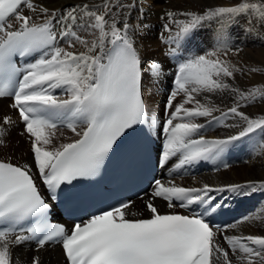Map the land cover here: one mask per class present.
Wrapping results in <instances>:
<instances>
[{
  "label": "snow or ice",
  "instance_id": "snow-or-ice-1",
  "mask_svg": "<svg viewBox=\"0 0 264 264\" xmlns=\"http://www.w3.org/2000/svg\"><path fill=\"white\" fill-rule=\"evenodd\" d=\"M134 6L102 0L99 6L77 4L61 14L34 0H0V98L12 99L33 161L30 166L0 160V264H19L11 249L30 240H35L37 250L59 243L66 264H264V235H228L227 226L211 223L225 206L223 196L218 200L217 195L249 197L264 192V181L185 187L154 179L151 192L145 193L150 197L144 201L147 215L130 211L128 200L74 223L71 229L49 222L65 187L98 176L116 148L136 132L149 139L152 130L161 129L164 141L157 149L161 168L174 157L176 169L215 160L235 142L257 132L261 134L258 154L264 155V114L251 117L240 111L241 101H264V87L242 91L228 82L243 71L218 54L224 49L227 55L229 38L217 33L212 51L183 55L205 21L231 25L251 15L264 25V0H238L202 14L179 13L187 20H176L173 11L165 13L176 24L174 34L169 24L164 25L170 34L165 43L171 45L165 55L178 65L162 124L155 115L149 116L143 94L145 76L159 78L162 63L145 61L131 25L117 19L123 9ZM25 9L32 15H24ZM59 22L62 30L56 32ZM58 40L66 46H58ZM77 46L83 51H75ZM224 92L233 94L236 103L221 117L238 118L237 124L225 126L240 130L226 138L207 139L199 135L205 124L197 121L219 122L214 113L221 110L208 94ZM12 124L11 116L0 119V145ZM61 128L75 138L64 137L63 132L57 135ZM135 153L136 144L130 141L125 149L130 163ZM157 198L166 202L167 209L178 205L185 214L160 212L154 203ZM30 264H41L39 256L32 257Z\"/></svg>",
  "mask_w": 264,
  "mask_h": 264
},
{
  "label": "bare ground",
  "instance_id": "bare-ground-1",
  "mask_svg": "<svg viewBox=\"0 0 264 264\" xmlns=\"http://www.w3.org/2000/svg\"><path fill=\"white\" fill-rule=\"evenodd\" d=\"M237 1L112 0L113 4L123 3L125 5H135L131 9H123L117 16V19L121 22L126 21L131 25L130 33H135L133 38L145 61L150 62L156 59L162 63L163 72L159 78L153 79L147 75L145 76V93L148 99V109L159 121H161L166 112L164 105L170 95L169 89L173 88L172 85L170 88V81L173 74L171 69L173 60L165 55L171 47V45L167 47L165 43L169 39L170 34L165 30L164 25L169 24L172 28V34H174L176 24L168 20L165 17V13L167 11H173L177 13L176 20H187L188 17L179 15V13L191 11L202 14L209 8L233 4L237 3ZM34 2L63 14L77 4L87 3L89 5L99 6L102 0H34ZM24 15H32V13L25 9ZM221 25L222 22L219 21H205L202 28L197 30L196 34L185 46L187 50L183 51V55H202L208 51H212L215 43L213 38L217 33L223 32L230 40V50H227V55H224V49H221L218 54L221 59H227L243 69V71L235 73V79L229 80L228 82L242 91H248L254 87H263L264 73L262 72L263 70H260L261 65H254V69H257V71L252 76H249L245 74L247 71L245 64L247 61H251V57L248 54L251 48L260 51L264 47V25H261L251 15L241 17L234 24ZM61 30L62 22L56 23L55 31L60 32ZM80 34L88 35L85 32H81ZM88 38L91 39L90 36ZM58 43V46L60 44H62V47L66 46L64 41L58 40ZM235 48H239L240 51L237 53L231 50ZM75 51H83V48L77 46ZM257 60L259 59H254L252 62L258 64L259 61ZM57 92L63 95L61 90H57ZM208 95L211 103L218 106L221 110L220 112L214 113V116L219 118V122L212 121L209 123V120L199 118L197 122L205 124V128L201 130L199 135H203L207 139L226 138L230 135H235L240 130L239 127H226L225 125L237 124L238 118L225 120L221 117V113L236 103V97L229 92ZM198 98L202 102L207 103V101H204L203 96ZM181 99L182 96L177 97V101ZM177 101H174V104ZM188 106L191 107V105ZM240 111L245 112L251 117L260 116L264 114V101H257L255 103L241 101ZM5 115L11 116L13 120V124L8 127L7 134L15 133L17 129L23 131L16 111L11 108V100L8 98H0V119ZM157 128L159 129V127ZM260 141L261 134L259 132L254 133L250 137H245L235 142L233 146H230L227 151L215 160L200 161L192 165H186L180 169L175 168L178 159L174 157L165 168L164 182L174 181L176 184L185 187H202L204 184L219 187L232 183L244 184L248 181H264V155L258 154L259 149L257 147ZM6 144L5 137L4 144L0 146L5 148ZM13 157L16 160L20 156L14 152ZM25 159L26 161L24 160L22 162L23 164L28 163L30 165L33 163L32 154L28 149ZM224 165H227V167H224ZM220 195L223 196L225 206L218 214L226 213L228 215V235H264V192L258 191L249 197H232L230 193H224L217 195L218 200H220ZM154 203L161 212H178L184 210L179 208L178 205L174 209H167L166 202L159 198ZM130 211L145 213L147 215L145 212V204L142 200H138L130 208ZM244 217H249L250 219L245 223H237ZM233 224H236L235 228L231 227ZM221 243L223 244V241ZM11 251L13 260L18 259L19 264H30L31 258L34 256H39L41 264H66L61 247L55 243L48 244L44 248L37 250V245L26 242L12 248Z\"/></svg>",
  "mask_w": 264,
  "mask_h": 264
},
{
  "label": "rangeland",
  "instance_id": "rangeland-1",
  "mask_svg": "<svg viewBox=\"0 0 264 264\" xmlns=\"http://www.w3.org/2000/svg\"><path fill=\"white\" fill-rule=\"evenodd\" d=\"M238 2V1H237ZM234 4H236V3H233V4H228V5H221V6H219V7H227V6H232V5H234ZM60 46L62 47V44H60ZM253 51V52H252ZM248 54H249V56L251 57L250 59H251V61H247V63L245 64L246 65V67H247V71L245 72V74L246 75H249V76H252L255 72H253V71H251L252 70V68L254 69V65H261V69L260 70H263L262 72L264 73V47H262L261 48V50L259 51V50H257V49H255V48H251L249 51H248ZM255 55V56H253V55ZM263 55V56H262ZM254 59H259V60H257V61H259L258 62V64H255L254 62H252V60H254ZM252 64H251V63ZM252 72V73H251ZM263 87H264V85H263ZM165 105H166V103H165ZM165 105H164V109H165V111H166V108H165ZM23 131L22 130H20V129H17L16 131H15V133L13 132V133H11V134H7L6 135V142H7V144H6V147L5 148H3L2 146H0V157L1 158H3L2 156H6V157H9V158H11L12 160H14V161H16V162H19V163H22L24 160L26 161V159H25V155H26V151H27V149L30 151V143H27V142H29L28 141V138H27V135L25 136V135H23V137H22V135H21V133H22ZM60 132H63V136L64 137H67L66 135H68V134H70L71 132H70V130H64V131H58L57 132V135H59L60 134ZM20 133V134H19ZM72 134V133H71ZM17 137H16V136ZM21 135V136H20ZM13 136V137H12ZM19 136V137H18ZM25 137V138H24ZM12 138V139H11ZM25 141H24V140ZM61 139L63 140V137H61ZM10 140H12V141H10ZM16 140V141H15ZM23 140V141H22ZM10 141V142H9ZM12 142V143H11ZM64 142H67V141H64ZM11 143V144H10ZM10 144V145H9ZM13 144H14V147L12 148V146H13ZM17 144V145H16ZM17 146V147H16ZM2 147V148H1ZM27 148V149H26ZM14 152L16 153V154H18V156H20V157H18L16 160L14 159V157H13V154H14ZM10 160V159H9ZM23 164V163H22ZM179 212V211H178Z\"/></svg>",
  "mask_w": 264,
  "mask_h": 264
}]
</instances>
